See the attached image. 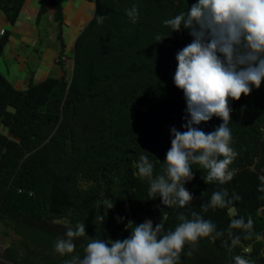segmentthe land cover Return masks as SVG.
Returning a JSON list of instances; mask_svg holds the SVG:
<instances>
[{"label":"trees","instance_id":"trees-1","mask_svg":"<svg viewBox=\"0 0 264 264\" xmlns=\"http://www.w3.org/2000/svg\"><path fill=\"white\" fill-rule=\"evenodd\" d=\"M23 2L0 0V13L13 23ZM94 2L67 70L61 7L52 0L60 77L15 88L0 71V226L13 237L0 250V264H71L91 240H122L145 219L160 223L163 235L180 223L178 216L194 219L193 213L215 231L186 242L178 264H234L235 256L264 264V193L258 190L264 187V81L229 102L232 179L205 182L207 170L190 162L193 177L184 187L192 200L163 205L159 196L149 197V179L140 178L137 164L144 155L152 178L162 174L169 128L181 130L185 104L172 81L174 56L191 38L163 21L186 12L193 0ZM133 4L139 13L134 23L125 13ZM45 13L41 3L37 25ZM7 40L4 29L0 53ZM220 123L213 116L198 127L208 133ZM221 190L226 200L239 199L202 207ZM240 217L251 220L250 229L229 228ZM78 224L85 235L72 239L73 251L55 252L57 239H67L66 230Z\"/></svg>","mask_w":264,"mask_h":264},{"label":"clouds","instance_id":"clouds-1","mask_svg":"<svg viewBox=\"0 0 264 264\" xmlns=\"http://www.w3.org/2000/svg\"><path fill=\"white\" fill-rule=\"evenodd\" d=\"M125 13L133 23L139 15L135 4ZM163 23L172 31L186 30L191 38L175 53L172 75L184 99L183 122L181 130L169 128L170 146L164 155L162 174L152 178L153 165L144 155L139 157L137 169L141 179H149L150 198L159 196L163 205L183 207L192 200L184 187L193 177L190 162L207 170L205 182L222 185L232 179L233 173L227 169L236 153L230 146L229 102L241 94L247 96L264 81V0H193L186 12ZM1 29L0 35L4 33ZM162 38L157 35L155 41ZM213 116L221 123L205 133L198 125ZM258 190L264 193V187ZM227 196L226 190L213 192L202 207H224L239 199L233 194L226 200ZM192 215L194 219L178 216L180 223L163 235L160 223L153 226L152 220L145 219L134 224L122 240H91L84 248L85 255L74 258L71 264H178L186 242H196L215 231L209 220ZM229 228L250 229L251 220L233 219ZM82 235L84 224L76 225L75 230L69 227L67 239H57L54 251L60 255L72 252V239ZM233 260L234 264H250L240 256Z\"/></svg>","mask_w":264,"mask_h":264},{"label":"crops","instance_id":"crops-1","mask_svg":"<svg viewBox=\"0 0 264 264\" xmlns=\"http://www.w3.org/2000/svg\"><path fill=\"white\" fill-rule=\"evenodd\" d=\"M41 3L46 13L42 23H35ZM61 7L65 68L72 66L73 47L76 37L92 18L94 0H55ZM55 11L52 0H24L20 13L13 23L0 13V29L7 31L8 40L0 53V71L14 87L21 82L25 88L29 81L40 82L46 78H58L63 73L57 56L60 45L55 42L54 30L51 29L52 14ZM11 26V27H7ZM34 54L35 57H32ZM36 58V67L30 69L29 63ZM6 70V72H5ZM11 75V77H10ZM17 88V86L15 87Z\"/></svg>","mask_w":264,"mask_h":264},{"label":"rangeland","instance_id":"rangeland-1","mask_svg":"<svg viewBox=\"0 0 264 264\" xmlns=\"http://www.w3.org/2000/svg\"><path fill=\"white\" fill-rule=\"evenodd\" d=\"M7 27H11V26H7ZM32 57H35L34 56V54L32 55ZM36 58L34 59V61H31L30 63H29V67H30V69H32V70H34L35 69V67H36ZM0 67H1V64H0ZM5 72H6V70H5ZM5 77H7V75L5 76ZM10 77H11V75H10ZM16 86H17V88H20L21 86H22V83L21 82H18V83H16ZM16 86H14V87H16ZM3 229H2V227L0 226V250L2 249V247H4V246H6L7 244H9L10 242H11V240H12V235H8V236H4L2 233H1V231H2Z\"/></svg>","mask_w":264,"mask_h":264},{"label":"built area","instance_id":"built-area-1","mask_svg":"<svg viewBox=\"0 0 264 264\" xmlns=\"http://www.w3.org/2000/svg\"><path fill=\"white\" fill-rule=\"evenodd\" d=\"M2 32H3V29L0 30V33H2Z\"/></svg>","mask_w":264,"mask_h":264}]
</instances>
